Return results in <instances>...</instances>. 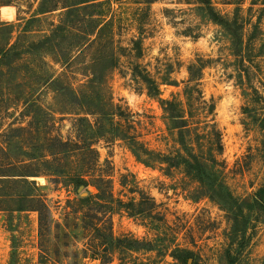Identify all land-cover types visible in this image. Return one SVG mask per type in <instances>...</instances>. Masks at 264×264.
Listing matches in <instances>:
<instances>
[{"label":"rangeland","instance_id":"1","mask_svg":"<svg viewBox=\"0 0 264 264\" xmlns=\"http://www.w3.org/2000/svg\"><path fill=\"white\" fill-rule=\"evenodd\" d=\"M144 1L109 0L106 15L113 41L105 52L115 55L116 67L110 68V58L101 67L113 102L132 114L138 139L148 149L172 153L175 135L166 130L162 111L133 69L157 83L161 98L183 100L187 68L202 61L199 88L213 105L221 134L220 179L235 198L253 203L264 188V0H210L223 19L236 20L229 28L209 20L199 0ZM41 2L0 0V49L20 42L2 62L8 65H0V175H5L0 177V264L9 263L13 250L16 264H180L170 255L177 248L192 253L188 264H223L231 221L221 205L182 169L165 173L158 164L143 166L122 141L96 144L97 172L110 180L106 190L115 200L137 202L144 194L152 198V213L162 223L157 217H130L119 208L110 214L80 208L77 200L83 193H97L94 183L88 173L79 172L77 159L53 161L46 138L73 137L74 115H49L68 108L70 97L57 90H78L87 80L90 58L71 48L65 63L73 38L61 34L39 50L41 56L26 53V43L49 36L63 20L60 9L41 14ZM44 3L47 8L56 5ZM134 40L140 41L139 55ZM47 77L55 84L44 86ZM73 173L88 181L87 192L68 184L66 177ZM22 179L34 182L37 190ZM23 195L41 196L47 208L42 242L35 204L19 202ZM21 206L27 211L16 212ZM85 213L97 217L96 223L114 238L151 242L152 250H129L124 244L105 248L99 235L84 226ZM248 217L249 243L238 264H264V214L251 209Z\"/></svg>","mask_w":264,"mask_h":264},{"label":"trees","instance_id":"2","mask_svg":"<svg viewBox=\"0 0 264 264\" xmlns=\"http://www.w3.org/2000/svg\"><path fill=\"white\" fill-rule=\"evenodd\" d=\"M45 1L42 0L41 2L40 13L60 9L63 10V20L59 22L49 36L36 43H26L25 50L28 49L26 53H35L38 57L41 56L39 50L48 47L57 35L61 34L66 39L73 38L69 44L68 53L64 54L65 63L70 61L68 56L71 48L72 51H80L82 55L88 53L90 58L91 68L88 69L87 80L78 90L68 86L57 90L60 96L70 97L71 102L66 106L68 108H65L66 110L63 112L52 111V114L49 115L52 119H54L55 114L74 115L72 120L73 137L62 139L50 135L46 138V153L53 161L58 160L59 157L69 158L70 161L77 159L81 162L79 172L88 173L94 183L93 186L97 193L90 194L87 192L89 183L82 175L67 174L68 184L74 188V191L82 186L87 192L85 197H79L77 200L80 208L105 210L104 212L109 214L119 208L123 209L130 217L140 216L141 219L149 221L157 217L162 223L163 218L152 213V209L156 206L152 198L144 194L139 195L140 199L137 202L131 200L128 203H123L120 200H115L112 193L106 190L110 186V180L97 172L99 153L95 147L96 144L100 141H122L126 143L132 156L143 166L151 168L158 164L159 167H163L161 169L165 173L173 169H182L186 176L198 183L203 194L208 195L221 205L231 221V227L227 234L228 243L224 249L223 264H238L249 243L247 232L251 224L248 217L249 211L253 209L258 214H264L262 200L264 188L258 191L259 198H254L253 203H251L235 198L220 179V164L217 157L222 153L221 134L213 120V105L207 104L199 88L203 62L199 60L188 66V80L182 90L183 100L161 98L157 83L145 71H141L138 67L133 69L134 75L144 83L148 97L156 101L162 111L166 130L175 135L176 148L172 153L150 150L138 139V134L133 126L132 114L113 102L108 92L106 70L101 67L109 58L111 59L110 68L116 67L115 55H107L105 52L107 46L113 41L112 22L106 15L110 6L109 0H51L56 2L52 8L45 7ZM153 1L155 0H145L143 4H150ZM209 1L199 0V3L204 6V12L209 20L225 28H229L230 24H236V20L226 21L217 14L210 6ZM60 3L61 7L57 8ZM19 45L20 42L17 39L13 44L8 42L4 48L0 49V65L3 67L8 65L6 62L3 64L2 62L8 61ZM133 45L139 55L141 53L140 41L134 40ZM43 81L44 86L53 85L56 82L52 77H47ZM170 85L176 86L175 83ZM70 109H76L78 112H71ZM20 176L26 177L28 175ZM22 180L37 190L34 182ZM19 200L21 203L35 204L32 209L38 214L39 242H42L49 220L44 201L41 196L37 195L33 197L23 195ZM15 211L24 212L27 209L21 206ZM258 218V216L255 217V220L259 221ZM95 219L98 220L97 217L85 213L82 222L86 228L99 235L105 248H116L124 244L129 250H152L153 244L151 242L114 238L112 234L105 233V229L96 223ZM170 255L180 264H188V260L192 259L191 252L178 248L173 250ZM8 264H16L14 250Z\"/></svg>","mask_w":264,"mask_h":264},{"label":"water","instance_id":"3","mask_svg":"<svg viewBox=\"0 0 264 264\" xmlns=\"http://www.w3.org/2000/svg\"><path fill=\"white\" fill-rule=\"evenodd\" d=\"M82 189H83V187H82V186H80V187L78 188V192H80ZM82 196H86V194H85V193H83V194H82Z\"/></svg>","mask_w":264,"mask_h":264}]
</instances>
